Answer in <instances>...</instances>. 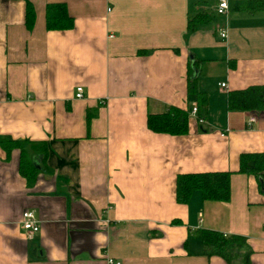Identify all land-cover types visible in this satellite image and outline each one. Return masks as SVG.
Instances as JSON below:
<instances>
[{
  "label": "crops",
  "instance_id": "obj_1",
  "mask_svg": "<svg viewBox=\"0 0 264 264\" xmlns=\"http://www.w3.org/2000/svg\"><path fill=\"white\" fill-rule=\"evenodd\" d=\"M28 1L30 29L22 0H0V137L44 142L46 157H33L27 185L18 149L0 148V264H225L201 253L202 229L244 237L247 264H264V193L237 171L241 154L264 152V111L226 105L228 91L264 82V13L242 0L222 15L217 0ZM50 2L72 28H44ZM200 11L213 16L187 31ZM190 72L201 105L186 93ZM192 105L204 122L187 117L184 134L146 127L148 113ZM209 171L230 172L227 201L175 200L177 174ZM27 209L39 219L31 237Z\"/></svg>",
  "mask_w": 264,
  "mask_h": 264
},
{
  "label": "trees",
  "instance_id": "obj_2",
  "mask_svg": "<svg viewBox=\"0 0 264 264\" xmlns=\"http://www.w3.org/2000/svg\"><path fill=\"white\" fill-rule=\"evenodd\" d=\"M22 1L24 3V25L30 29L34 19L33 6L28 0ZM236 7L247 13L255 11L264 13V0H242ZM213 13L211 12V15L206 11L192 13L186 21L187 31H193L199 25L208 23ZM43 17L46 30H66L73 27V18L68 14L65 4L62 2L46 3ZM191 20H194L192 24ZM186 93L194 95L200 105L205 100L202 93L197 91L195 77L191 72L186 76ZM226 105L229 110L248 111L252 114L263 112L264 82L260 85L228 91ZM187 117L186 110L172 106L160 113H148L146 127L155 133L184 134L187 130ZM22 143L5 136L0 137V148L6 155L12 149H18V173L25 179L27 185H31L38 171L33 157L38 158L39 156L43 160L46 157V146L44 142H26L24 145ZM237 171L253 175L259 190L264 193V152L241 154ZM229 174L230 172L226 171L177 174L175 177V200L178 203H186L191 193L198 191L202 200L227 201L229 198ZM199 238L203 255L218 256L225 264H231L233 259L241 253L240 249L243 248V262L247 264L250 249H246L244 237L239 235L224 236L215 230L202 229Z\"/></svg>",
  "mask_w": 264,
  "mask_h": 264
},
{
  "label": "built area",
  "instance_id": "obj_3",
  "mask_svg": "<svg viewBox=\"0 0 264 264\" xmlns=\"http://www.w3.org/2000/svg\"><path fill=\"white\" fill-rule=\"evenodd\" d=\"M227 10V0H217L216 3L213 6V12L216 15H222L225 14ZM219 37L224 38L225 37V31L220 30ZM225 84L223 82L219 83V87L223 88ZM83 94V89L81 85H78L74 88V98H81ZM188 117H191L196 120L198 123H202L203 119L199 117L198 115V109L196 105H192L191 108L188 111ZM254 120L253 117H249L247 120V124L252 122ZM222 135V133H221ZM20 225L21 228L24 230L26 237H31L32 234L38 231L39 228V220L35 217L32 210H23L20 215ZM104 264H120L119 261L115 260L112 257H105L104 258Z\"/></svg>",
  "mask_w": 264,
  "mask_h": 264
},
{
  "label": "bare ground",
  "instance_id": "obj_4",
  "mask_svg": "<svg viewBox=\"0 0 264 264\" xmlns=\"http://www.w3.org/2000/svg\"><path fill=\"white\" fill-rule=\"evenodd\" d=\"M196 107H197V109H198V106H197V105H196ZM199 117L202 118V116H199ZM202 119H203V118H202ZM253 121H254V120H253ZM253 121H252V122H253ZM203 122H204V119H203ZM203 122H202V123H203ZM197 123H198V122H197ZM202 123H198V124H202ZM250 123H251V122H250ZM250 123H249V124H250ZM27 210H29V209H27ZM32 211H33V210H32ZM33 213H34V211H33ZM34 215H35V213H34ZM35 217H36V215H35ZM36 218H37V217H36ZM37 219H38V218H37ZM38 220H39V219H38Z\"/></svg>",
  "mask_w": 264,
  "mask_h": 264
},
{
  "label": "rangeland",
  "instance_id": "obj_5",
  "mask_svg": "<svg viewBox=\"0 0 264 264\" xmlns=\"http://www.w3.org/2000/svg\"><path fill=\"white\" fill-rule=\"evenodd\" d=\"M194 22V20H191V24ZM240 251H241V253H242V251H243V248L242 249H240Z\"/></svg>",
  "mask_w": 264,
  "mask_h": 264
}]
</instances>
